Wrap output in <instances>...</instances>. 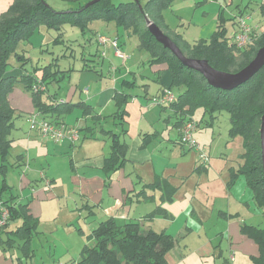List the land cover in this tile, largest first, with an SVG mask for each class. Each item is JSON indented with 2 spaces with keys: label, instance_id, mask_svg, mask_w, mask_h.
Masks as SVG:
<instances>
[{
  "label": "trees",
  "instance_id": "16d2710c",
  "mask_svg": "<svg viewBox=\"0 0 264 264\" xmlns=\"http://www.w3.org/2000/svg\"><path fill=\"white\" fill-rule=\"evenodd\" d=\"M48 1L50 0H12L8 8L0 14V212L8 213L6 222L0 229L2 253L16 248L21 252L20 259L29 260L34 255L30 245L36 234L38 221L30 213V200L22 203L21 196L11 192L5 177L9 168H14V165L8 161L12 143L9 136L14 125V110L9 102L10 92L23 82L24 88L32 95V99L38 101L36 95L48 92L49 83L59 78L53 77L56 72L49 70L50 65L41 68L37 66L34 69L32 73L41 74L40 80H38L39 77L34 78L32 73L9 75L8 59L12 54L18 58L20 69L26 71L25 65L30 58L25 52L15 53V48L21 41L28 42L34 34L35 26L39 24L58 30L59 25L68 23L71 27L77 28L81 35L86 33L88 23L101 19L111 20L115 26L126 31L132 29L131 32L138 36L140 47L149 55V66L165 67V71L169 74L170 84L166 88L174 93L175 100L161 107L173 109L180 114V128L186 119L194 121L193 115L198 109H203L211 116L220 110L228 112L229 138L240 137L242 141V153L238 157L240 165L237 170L231 171V184L236 178L242 176L252 193L254 204L264 212V174L259 139L263 114L264 67L247 83L236 89L230 91L215 89L208 85L199 73L184 67L170 51L157 43L148 31L147 21L155 24L167 35L185 57L206 60L213 69L228 73H236L244 68L254 58L256 52L264 47V32L258 33L256 27L251 42L247 45L248 48H238L230 42L228 29L224 25L226 19H219L216 30L209 39H199L190 44L181 32L171 31L164 21L163 12L172 6L173 0H119L118 2L115 0H56L58 5L62 6L60 9H54L51 1L50 3ZM92 1L95 2L88 5ZM74 3L77 5L68 7ZM244 15V11L239 10L233 20L236 19L237 24V19L245 17ZM100 37L104 36L95 35L96 43L100 48L106 49L107 44L101 43ZM104 38L111 42L116 41L118 46H121L117 38ZM55 42H58L57 38ZM252 42L253 44L250 45ZM102 53H104L103 50L100 54H91L89 55L91 58L82 56L81 60L93 63V57H97L96 64L99 65L105 56ZM38 60L41 63V60ZM96 68L94 65L87 64L84 70L95 71ZM123 85L132 88L135 82L128 80ZM164 89L162 88L152 100L158 99ZM57 96V92L51 96L53 101L50 104L34 102V106L39 113L54 112L57 117L67 116L77 109L80 111V116L85 119L88 116L95 121L100 119L96 117L94 109L89 105L82 102L75 104L59 102ZM131 98V95L124 92H115L114 102L117 110L112 118L116 125L122 127V132L106 131L110 140V149L108 156L104 158L102 168L109 174L125 161L126 146L121 143L120 137L126 133L123 128L126 114L124 107ZM107 118L109 117H103L104 120ZM53 122L56 125H66L64 121H59L57 118ZM43 172L40 171V179L37 182L45 181L46 189H50L53 181L47 179ZM154 186L157 189L161 188L159 181ZM148 187L154 189L152 185ZM172 193L173 191L168 196ZM170 199L171 197L168 198ZM156 214L166 215V212L158 207L147 216V219H151ZM17 222L20 224H16ZM240 231L258 246V255L251 257L252 264H264V229L242 224ZM175 244L174 237L165 232L144 231L136 221L117 223L109 218L100 221L87 236V242L81 249L77 264H167L166 255Z\"/></svg>",
  "mask_w": 264,
  "mask_h": 264
},
{
  "label": "rangeland",
  "instance_id": "374dc122",
  "mask_svg": "<svg viewBox=\"0 0 264 264\" xmlns=\"http://www.w3.org/2000/svg\"><path fill=\"white\" fill-rule=\"evenodd\" d=\"M11 1L12 0H10V2ZM50 1L54 9L62 8V6L58 5L56 0ZM50 1L48 2L50 3ZM118 1L119 0H115V2ZM214 3L208 0H173L172 6L163 12V16L172 28L179 26L180 22H182L181 24H183V26H180V28H182L180 32L190 44L199 39H209L215 30L217 19L230 17L232 12H234V14L236 13L235 10L238 8L244 11L245 17H249L247 21L249 25L255 26V28L258 26V33L259 31L264 32V0H233L231 6H227L229 5L228 0H219ZM76 5L77 3L70 4L68 7H74ZM220 7L224 9L222 14L221 12L219 13ZM239 10L237 13H239ZM180 18L183 19V21H180ZM59 26L60 29L58 30L56 28H49L44 24L35 26L32 38H30L28 42H19L15 48V53L20 54V52H25L27 57L30 58L25 65L26 71L20 69L21 65L18 58H15L14 54H12L8 59V72L13 74L19 72L22 74L26 72L32 73L37 66L41 68L42 66L51 64L49 70L53 73L56 72L53 77L59 78H57L58 82H56V79L53 83H49L50 90L54 93L57 92L59 97H64V94L71 91L74 87L81 88L83 85L80 84H85V79H87L89 74H97L94 71L82 70L83 64L94 65L97 67L95 70H100V67L96 64L97 57H93V63L81 60L82 56L91 58L89 55H95L96 50H99V46L95 40L96 34L108 38H115L116 35L118 36V42L122 45L123 52H125V58L123 60L113 59L112 54H114L115 49L109 46L111 44L107 45V47L110 48L106 49L108 53L106 57L113 61V63L116 64L115 66L120 67L123 73L129 75V79H131V76L128 71L134 72L136 78H138L139 84L141 82V74L148 71L149 65L147 61L149 60V55L145 49L140 47L138 36L131 32L132 29L126 31L123 28L115 26L111 20L106 21L103 19L88 23L84 35H81L77 28L71 27L68 23H63ZM56 38L58 42H55ZM253 42L250 45H252ZM246 48H248V46ZM52 56L53 58H51ZM38 59L41 60V63ZM103 63L104 69H106V66L109 64L108 60H105ZM104 69L103 72H105ZM32 74L34 78L36 76H41V74ZM158 77V74L151 77L149 87H155L156 83L152 80H157ZM144 80L146 81L147 79ZM58 83L60 87H58ZM21 84L22 85L15 86L9 94V102L14 110V125H17L18 129H13L10 135V139L13 140V142L11 143L8 161L12 163L18 155L24 154L25 160H30V163L36 164L39 167L36 169L37 177L40 171H44L43 173L47 179L56 180V183H53L50 189H46L45 181L39 182L41 184L39 188L44 189L47 193L46 201L42 203L41 209L43 216L40 219L39 226L40 230H43V234H41L38 239L34 235L33 239L34 237L35 239L31 242V245L33 249H38L35 253L39 251L42 255L44 251L41 250L39 245L44 243V238H48V240L54 239L57 242H54V248L56 245L58 258L65 252L68 256H71L72 253L76 255L78 254L76 253L78 245H75V239L79 242L81 240L85 243L87 242L86 237L91 232L88 226H91V224L95 222L93 221L95 219L93 212L101 215L102 210L98 205L92 208L87 205V200L81 192V179L83 175L80 174H83L85 169L81 168L83 163H81L80 166L78 165V160L83 158L84 153L83 151H79L73 158L74 169L79 170V173H73L71 171V164L68 156H57L54 158L52 154L48 156L40 155V152H44L47 148L49 152H51V150L53 151L54 145L52 143H45L46 147L44 149L36 142L35 144L34 142L30 144L25 141L22 129L26 130L27 125L19 116H23V114L28 111L26 110L24 98L30 97V95L24 88L23 82ZM137 92H139L138 94H140V96H143V91L138 90ZM151 92H153V90H151ZM142 100H144V98H142ZM112 109L113 106L109 108V111ZM200 118L203 123L201 125H207L209 122V125L212 126H209V128L201 126V128H199L198 119ZM194 121L197 125L193 132V139L199 144L200 148L208 157L206 163H202L203 165H207L206 171L194 170L193 162L196 158V153L198 156V151L186 148L187 151L185 150V153L182 155L180 149H182L183 146L181 147L176 143L177 136L175 137V133L170 131H168L167 134L173 139L171 145L177 149V154L172 155V160L170 162L171 165L178 164V166H176V174L172 175V172L169 173L167 170H164L163 173L162 170V165H165L170 157V151H162V153H158L157 151L158 154H156L152 160L145 163L143 167H140L141 165L139 164L136 166L138 169L149 167L151 170H153L154 166L158 168L159 175H163L164 177L173 176L172 181L180 185L179 200L173 201L171 207L169 205L170 212L175 217V219L172 220V224L170 222L169 224L172 225V229L178 225L182 227L185 225L192 230L188 236L183 239L182 243V249L185 250L184 254H187L185 260L187 259L188 264H194L197 257L200 264H203L204 261H207L209 264H252V262H250V255L247 251H243V246L239 247L240 250L237 253L232 245L236 242L232 241L231 237H228V234L225 237L222 236V233H225V226H228L230 220L229 218L225 220L223 216L218 214L217 210H213L212 204L214 198L211 199V202L206 200L203 202L201 199L202 196H205V191L201 193V191L204 190V184L206 188L211 186L214 191L222 189L220 175L227 174V168L230 167L231 164L233 165L232 161H229V159L236 158L240 151V147L235 143L229 142L226 144V130L230 125L229 114L225 110L215 112L213 117L209 114L200 115L196 113ZM222 136H225V140ZM79 143L80 141L76 145ZM77 149H80V146H77ZM46 162L49 164L48 170ZM40 163L45 165H40ZM237 167L238 166H236V169ZM97 173H99V170ZM179 174L183 177H180ZM22 175H24L23 168H9L6 175L7 182L13 189V193L17 196H21L19 192V182L20 176ZM86 176L88 175L86 174ZM86 176L85 178L87 179L88 177ZM222 177L224 178V176ZM101 178L103 179L104 176ZM38 179L40 178L38 177ZM240 179L242 182L244 181L242 176ZM94 184L95 183H92L91 185L92 190L96 188ZM193 190H195L194 193L197 194L195 197H197L198 200L192 204L190 212L185 216L177 217L176 214L180 212L178 209L183 207L184 199L189 197L187 194L191 196ZM96 192L99 195L98 191ZM220 195H218V197H220ZM106 199L107 198L104 197L103 201L100 203L102 206H107L104 203ZM218 203L223 202L221 199H218ZM140 207L141 209L145 207L148 210V204H141ZM210 209L214 212L213 216L211 215ZM91 210L93 211L91 212ZM191 212L195 216H192ZM261 217L262 218H256L253 221H247V224H249L248 222H252L255 226L264 229V215ZM70 221L73 222L72 225H69ZM87 221L90 224H87ZM79 227L83 232L81 231V233H79ZM223 227L224 230L220 233L219 231ZM70 233L72 235L74 234L75 239L70 236ZM66 240L70 245L62 243ZM81 246H83V244ZM47 247L48 245L45 248L47 249ZM201 247H203L202 250L200 249ZM54 248L52 244V252H54ZM201 251L204 253V257H199L202 254ZM232 252H234L235 261L226 263ZM8 254L11 256L15 254V259L17 256L22 257L21 252L16 248L9 251ZM36 257L37 261H39L38 254ZM43 257L45 258V263L50 261H46V254L43 255Z\"/></svg>",
  "mask_w": 264,
  "mask_h": 264
},
{
  "label": "crops",
  "instance_id": "0c3cea01",
  "mask_svg": "<svg viewBox=\"0 0 264 264\" xmlns=\"http://www.w3.org/2000/svg\"><path fill=\"white\" fill-rule=\"evenodd\" d=\"M209 2H218L219 0H208ZM227 1V0H224ZM229 5L231 6L233 0H228ZM12 2V1H11ZM10 0H0V14L3 13L8 6L11 4ZM208 4V3H207ZM215 4V3H214ZM7 6V7H6ZM219 13L221 14L224 12L223 7H220ZM238 9H236V13L232 12L231 16L226 19L225 27L228 29V37L230 38V42L232 43V36L236 31V16L238 15ZM164 17V16H163ZM214 19V18H213ZM218 20L216 21V27L218 25ZM164 21L166 25L171 29V31H175L177 33H180L182 28L180 26H183L180 22L179 26L172 28L167 23V21L164 18ZM180 21H183V19L180 18ZM190 26V24H189ZM215 27V30H216ZM255 27V26H254ZM258 27V26H257ZM214 30V31H215ZM213 31V32H214ZM263 31H259V33H262ZM97 35V34H96ZM98 36V35H97ZM101 36V35H99ZM118 36L116 35V39ZM111 38V37H110ZM118 39V38H117ZM99 50H96V54H100V51H102V47H98ZM108 49L110 47H107ZM106 48V49H107ZM112 48V47H111ZM120 50L123 52L122 45H119ZM101 49V50H100ZM103 49L104 51V58L101 59L100 64L98 65L100 67V70H95L97 74L91 73L88 75L87 79H85V84L81 88L74 87L71 91L64 94V97H59V102L63 103H84L85 105H89L94 109V113L97 118H100L98 121L93 120L91 116H88L86 119L82 116H80L79 110H73L71 111V114L69 115H60L57 117L54 115V112H48V113H39V110L34 106V102L36 103H44V104H50L53 100L51 98L52 95H54V92H51L49 89L46 93H40L36 96L38 97V101H35L32 99V95L30 97H25V103H26V111L23 116L21 117L22 121L27 125V129H22L23 136L25 138V141L31 144V142H35L39 144L42 148L45 149L47 142H50L54 145L53 151L49 152L48 148L44 150V152H40L41 156H48L49 154L54 155V158L57 156H68L69 161L71 164V171L74 173H79V170H75V166L73 164V158L76 156V153L79 151H83V158L78 160V165L80 166L81 163H83L82 167L85 169L83 171V178L81 179L82 183V189L81 192L83 196L87 200V205H89L91 208L93 206H99L101 210V215L96 214L93 212L95 221L91 226H88L89 231H92L94 226L97 225L100 221L107 220L109 218L114 219L117 223H124L128 221H136L141 225V229L144 231L152 230L156 233L165 232L171 236L174 237L176 240L175 246L171 249V251L166 255L167 264H188L187 259L185 260V257L187 254H184V251L182 249V243L183 239L188 236V234L192 231L191 228L187 226H175L174 229H172V220L175 219V217L170 212L169 205L171 207V204L173 201L179 200V191H180V185L176 184L172 181L173 176H166L159 175L158 168H155L153 166V170L149 167H144L142 169H138L136 165H141L140 167H143L145 163L152 160L153 157L156 156L158 153H162V151H170V157L166 161L165 165H162V170L164 173V170L169 171V173L172 172V175H175L177 172L178 164L171 165L172 155L177 154V149L175 147H172V138L168 136V131L175 133V137L177 136L176 143L179 144L181 147L182 145L179 143L180 140V114L176 113L173 109L170 108H164L160 105H157L154 103V100L152 98L155 97V95H158L162 88H166L170 84V77L167 71H165V67L162 66H149L147 72H143L141 75V82L138 84V78H136V75L134 72L128 71V73L131 76V79H129V75L126 73H123V71L120 69V67L115 66L116 64L113 63V61L107 59L106 56H108L107 50ZM125 54V52H123ZM113 59H119L112 54ZM53 58V56L51 57ZM108 60V65L106 66V69H104V61ZM149 61V60H148ZM147 61V62H148ZM51 65V64H48ZM149 65V64H148ZM51 67V66H50ZM87 67V64L86 66ZM84 64L82 65V69H85ZM115 68V70H113ZM103 69L105 72H103ZM86 71V70H85ZM160 73H159V72ZM165 72V73H163ZM27 73V72H26ZM23 75L22 73H10L9 75ZM25 74V73H24ZM39 75V72L37 73ZM158 74V81H154L155 87L151 88L149 87V83L151 80V77ZM167 74V75H165ZM38 80H40L41 76ZM143 79V80H142ZM144 79H147L146 81ZM133 80L135 82V86L132 88H128L125 85H123L126 81ZM124 83L122 84V82ZM60 83V82H59ZM58 83V86L60 87V84ZM128 83V82H127ZM86 85V86H85ZM140 86V87H138ZM142 86V87H141ZM49 87V86H48ZM54 87V84H53ZM136 87V88H135ZM138 88V89H137ZM138 90L143 91V96H140L137 92ZM153 90V92H151ZM124 92L128 95H131L132 98L125 104V110L126 114L124 116L125 124L123 128H125L126 133L121 135L120 140L121 143L126 146V153H125V161L124 163H120L116 169L110 174L108 172L103 171V162L104 158L108 156L109 149H110V140L107 137L106 131H111L112 133H120L122 132V127L115 124L114 119L112 118V115L116 112L117 108L114 102V96L115 92ZM36 93V92H34ZM144 98V100H142ZM113 109L109 111V108ZM32 113H37L40 115L41 119H48L50 121H55V119H59V121H64L67 126L70 127H76L79 129L80 134V143L78 145H71L66 141L61 142H52L51 140H47L39 136L36 132L29 130V125L26 123V117ZM196 113H199L200 115H205L203 109H198L193 115V118L195 119ZM211 116V115H210ZM103 117H109L107 119H103ZM213 117V115H212ZM55 118V119H54ZM197 121V120H196ZM202 120L201 118L198 119V125L199 128L201 126L205 128H209V122L207 125H201ZM13 129H18L17 125H13ZM229 128L226 130L227 135V141L226 144L229 142L235 143L238 147H240L239 154L236 158L229 159V161H232L233 165L231 164L230 167L227 168V174L226 175H220L221 179V187L219 191H214L211 186L209 188L205 187V184L203 186L204 190L201 191V193H204L205 196L201 197L202 201H210L214 198L213 201V210H217L218 214L220 216H223L224 219L226 218L230 220V223H228V226H225V233H222V236L225 237L228 234V237H231L232 241H235L236 243H233V248L235 249V252H239V247L243 246V251H247L250 255V258L252 256L258 255V246L257 244L248 238L246 235H243L240 231V226L242 224H247V221H253L256 218H262L261 216L264 215V212L262 210H259L256 205L253 202L252 199V193L247 188L245 180L242 182L239 176L236 178L233 184H231V171L237 170L240 161H239V155L242 153V141L240 137L230 139L229 138ZM11 130V132H12ZM10 132V135H11ZM10 138V136H9ZM222 138L225 140V136H222ZM13 142V140H12ZM41 142V144H40ZM29 144V145H30ZM77 146H80V149H77ZM186 147H182L180 149L181 154L185 153ZM158 151V153H157ZM187 151V150H186ZM20 157V158H18ZM19 159V161H18ZM18 161V162H17ZM11 164L14 165V168L24 169V175L20 176V182H19V192L21 195V202L25 203L28 200L29 202V209L30 213L34 218L37 219L38 225L36 229L35 237L38 239L41 234H43V230H40V219L42 218V203L46 201V191L40 187V183H38V177L36 173V169L39 168L36 164L30 163V160L24 159V154H20L15 158V161H13ZM47 164V170L49 169V164ZM186 164V163H183ZM40 165H45L41 164ZM194 170L195 171H203L207 170V165H203L197 156L193 162ZM236 166L237 169H236ZM44 167V166H40ZM139 167V168H140ZM28 168V169H27ZM45 170V169H44ZM99 170V173L97 171ZM28 172V174H27ZM8 173V172H7ZM42 174V173H41ZM40 174V175H41ZM86 174L88 176H86ZM7 175V174H6ZM181 174H179L180 176ZM88 177L87 179L85 178ZM104 176L102 179L101 177ZM224 176V178L222 177ZM183 177V176H180ZM244 179V178H243ZM52 180V179H51ZM5 181L7 185L10 187L9 183L6 180ZM36 181V182H35ZM53 183H56V180H52ZM159 181L160 182V189H157L154 184ZM92 183H95V189L92 190ZM148 185H152L154 189L149 188ZM32 188L34 190H32ZM246 188V189H245ZM11 192L13 193V189L10 187ZM249 190V191H248ZM99 195L97 194V192ZM173 191L171 196H168L169 193ZM195 190H193L192 195L187 194V198L184 199V204L181 209H178L180 212L176 214V216H185L188 212H190V208L192 204H194L198 198L196 193H194ZM221 194V195H220ZM220 195V197H218ZM107 198L104 203L107 206H102L100 203L103 201V199ZM171 197L170 200L168 198ZM218 199H221L224 203H218ZM141 204H148V210L147 208L143 207L141 209ZM162 208L166 215L164 214H156L151 219H147V216L151 214L156 208ZM172 209L174 210V207L172 206ZM207 210V209H206ZM211 210V215L213 216V210ZM93 210H91L92 212ZM192 214V212H191ZM192 216H195L192 214ZM208 219V218H207ZM92 221V222H93ZM169 222L171 224H169ZM72 221L69 222V225H72ZM251 226H255V224H252V222H248ZM16 224H20V222H17ZM87 224L88 223L87 221ZM92 227V228H91ZM258 227V226H255ZM80 228V227H79ZM260 228V227H259ZM224 230V227L221 228L219 231L220 233ZM79 233H81V228L78 230ZM83 232V231H82ZM77 233V232H76ZM219 233V234H220ZM78 234V233H77ZM90 234V233H89ZM218 234V235H219ZM70 236L75 239L74 234L72 235L70 233ZM34 237V239H35ZM32 238L31 242L34 240ZM87 239V237H86ZM44 243L40 244L39 247L42 251H44V254L38 251L37 253L36 249H31L34 251V255L31 259H20L21 257H18L15 259L14 256H11L6 253H2L0 251V264H56V263H62V264H77L79 258H80V252L85 242L84 241H78L75 239L77 246L76 254L72 253L71 256L66 255V252L58 258L57 251H56V245L54 248V242H56L54 239L48 240V238H44ZM41 241V240H40ZM57 243V242H56ZM64 244H69V242L66 240L65 242H62ZM44 244V245H43ZM48 245L47 249L45 248ZM52 244L54 248V252H52ZM187 246V245H185ZM79 249V250H78ZM201 250L203 247L200 248ZM19 250V249H18ZM20 251V250H19ZM69 251V250H67ZM201 256L204 257V253L201 251ZM234 253V252H233ZM37 254L39 255V261H37ZM47 256V260L49 261L45 263V258L43 255ZM21 260V261H20ZM171 261V262H170ZM235 261V260H234ZM251 262V261H250ZM194 264H200V261L198 260V257L195 259ZM203 264H209L207 261H204ZM215 264V263H211Z\"/></svg>",
  "mask_w": 264,
  "mask_h": 264
},
{
  "label": "built area",
  "instance_id": "2783aa9c",
  "mask_svg": "<svg viewBox=\"0 0 264 264\" xmlns=\"http://www.w3.org/2000/svg\"><path fill=\"white\" fill-rule=\"evenodd\" d=\"M249 17H243L237 19L236 31L233 34L232 42L238 48H245L251 42V38L254 34L255 27L249 25L247 21ZM101 43L115 49V56L119 59H124L123 52L118 47L116 41H109L104 37H100ZM104 55V53H102ZM115 70V68H113ZM35 89V88H34ZM154 103L160 106L169 105L175 100L174 93L165 88L161 96L158 99H153ZM26 123L29 125V130L36 132L44 139L51 140L52 142L66 141L71 145H75L80 141L79 130L76 127H70L67 125H56L53 121L48 119H41L37 113H32L26 117ZM196 122L191 119H186L180 128V140L179 143L188 148L198 151V159L201 163L205 164L208 157L206 153L200 148L199 144L193 139V132L196 129ZM2 211V209H1ZM1 213V212H0ZM7 211H3L0 216V229L4 226L7 219ZM234 261L233 252L228 257V262ZM59 264V263H58Z\"/></svg>",
  "mask_w": 264,
  "mask_h": 264
},
{
  "label": "water",
  "instance_id": "95a60500",
  "mask_svg": "<svg viewBox=\"0 0 264 264\" xmlns=\"http://www.w3.org/2000/svg\"><path fill=\"white\" fill-rule=\"evenodd\" d=\"M92 1L88 5L94 3ZM148 31L154 37L155 41L162 45L174 55L181 64L187 69L199 73L208 85L215 89L230 91L247 83L264 67V47L260 48L254 58L241 70L236 73H228L213 69L206 60H198L187 58L180 51L178 46L165 35L155 24L147 21ZM263 114L259 129L260 149H261V165L264 174V96L262 101Z\"/></svg>",
  "mask_w": 264,
  "mask_h": 264
}]
</instances>
